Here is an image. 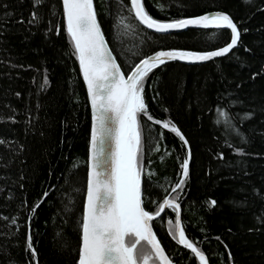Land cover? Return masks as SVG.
Returning <instances> with one entry per match:
<instances>
[{
	"label": "trees",
	"instance_id": "1",
	"mask_svg": "<svg viewBox=\"0 0 264 264\" xmlns=\"http://www.w3.org/2000/svg\"><path fill=\"white\" fill-rule=\"evenodd\" d=\"M5 2L25 18L32 10L30 0ZM93 2L101 30L123 71L143 55L160 50L159 45L202 52L230 42L229 29L189 28L160 36L124 10L128 0ZM142 4L158 20L224 11L240 32L238 45L224 57L198 64L169 62L148 74L142 96L152 121L137 118L145 154L142 194L158 201L178 182L185 150L174 133L155 121L175 123L189 141L191 153L190 179L181 195L187 238L205 252L209 264H230L229 252L231 264H264V0H142ZM37 11L45 21L59 25L58 35L50 34L45 40L41 35L45 24L41 23L30 36L24 25L9 20V31L0 36V264H31V253L25 252L28 234L36 251L35 264H77L90 102L64 28L62 0H44ZM12 64L17 67L11 68ZM45 74L46 91L38 93ZM225 89L235 96L222 100L221 107L217 97ZM26 98L31 108L27 126ZM233 100L237 106L229 109ZM213 107L226 117L213 112ZM13 109L18 113L15 116ZM248 115L254 118L248 119ZM230 124L238 126L246 144ZM225 143L231 148L224 147ZM237 147L244 148L247 155H236L232 149ZM220 153L223 161L213 158ZM146 178L151 179L150 193L143 192ZM77 188L79 194L72 191ZM46 191L49 194L44 196ZM70 195L81 209L71 216L64 211ZM212 200L215 205H209ZM34 204L39 207L29 221ZM162 215L164 219H156L153 229L172 263L199 264L194 254L169 235L176 215L172 210ZM9 217H17L21 226H10Z\"/></svg>",
	"mask_w": 264,
	"mask_h": 264
},
{
	"label": "snow or ice",
	"instance_id": "2",
	"mask_svg": "<svg viewBox=\"0 0 264 264\" xmlns=\"http://www.w3.org/2000/svg\"><path fill=\"white\" fill-rule=\"evenodd\" d=\"M30 2L32 10L25 18L23 13L10 10V5L5 0H0V36L9 31L6 26L9 20L24 25L25 31L30 36L35 35L31 30L38 28L41 23L45 24V28L41 30L45 40H48L50 34H59V25L53 26L51 20L45 21L37 11L43 6L44 0H30ZM124 10L129 12L139 25L160 36H171L172 30H176L179 34V30L190 26L202 30L229 29L230 42L216 50L202 52L185 50L182 47L165 48L164 45H159L160 50H155L150 55H143L142 58H138V62L128 65L122 71L113 52L106 44L93 0H62L64 28L74 47V56L79 63L83 82L87 86V100L91 105L90 155L87 161L86 195L82 201L80 225L82 237L77 264H171L153 232L156 219L163 220L162 213L167 214L168 210H172L177 217L174 226L168 228L169 235L179 245L190 250L199 264H208L205 252L187 238L179 218L181 195L184 194L185 186L190 179L189 141L175 123L155 121L157 125L162 123L164 129H169L175 134L185 154L182 163L179 164L178 182L171 187L170 193L165 190L161 200L153 201L142 194V160L145 154L142 149L141 134L137 130V118L142 116L152 121L142 96L149 73L154 69H162L173 61L192 63L224 57L238 45L240 32L237 23L224 11L180 19L158 20L146 12L141 0H128ZM243 31L247 32V29ZM148 39L151 40V37ZM10 67L16 68L17 65L12 64ZM47 84L45 74L37 87V92L46 91ZM237 88H239L238 84ZM15 95L19 98L20 93L17 92ZM232 96L235 94L228 92L227 89L223 93H218L217 105L222 107V100ZM236 106L235 100L229 103V109ZM36 107L38 108L39 105ZM212 111L218 112L220 117H226V113L217 107H213ZM30 112L31 108L26 98L24 105L26 126L27 114ZM17 114L13 109V116ZM233 115L239 116L238 113ZM247 118L254 117L248 115ZM32 120L35 121L36 117L32 116ZM240 123L242 124L243 120ZM230 127L240 141L246 144L247 140L244 134L238 131V126L230 124ZM224 147L231 148V145L225 143ZM232 151L236 155H247L242 147L234 148ZM213 158L223 161V153ZM244 174L247 175V172ZM150 186L151 179L146 178L143 192L150 193ZM72 191L77 194L80 192L78 188ZM256 191L253 189V192ZM48 194L46 191L44 196ZM145 200L147 203L144 202ZM208 203L215 205L216 201L212 200ZM150 206H154L155 210L153 211ZM37 207L39 204H34L32 211L28 213L29 221ZM80 210L76 205L75 196L70 195L64 211L71 216ZM8 220L11 221L12 227L21 226L17 223V217L6 218V222ZM28 227L30 229V224ZM228 231L231 232V229ZM248 231L251 232L253 229L250 228ZM27 241L25 252L31 253L33 258L31 264H35L36 251L31 243L30 234L27 235ZM225 249H227L226 245ZM228 258L231 264L230 252ZM25 264L29 262L25 261Z\"/></svg>",
	"mask_w": 264,
	"mask_h": 264
},
{
	"label": "water",
	"instance_id": "3",
	"mask_svg": "<svg viewBox=\"0 0 264 264\" xmlns=\"http://www.w3.org/2000/svg\"><path fill=\"white\" fill-rule=\"evenodd\" d=\"M94 10H95V8H94ZM212 12H215V11H212ZM212 12H208V13H212ZM189 28H196V27H192V26H190ZM189 28H187V29H189ZM184 30H186V29H184ZM173 31H176V30H172V32ZM180 31V30H179ZM239 31V30H238ZM103 33V32H102ZM106 40V39H105ZM239 40H240V35H239V37H238V43H239ZM106 44H107V46L109 47V45H108V43H107V41H106ZM236 46H234V48H235ZM233 48V49H234ZM233 49H231L230 50V52L233 50ZM109 50L110 51H112L111 49H110V47H109ZM216 50V49H215ZM210 51H212V50H210ZM229 52V53H230ZM227 55V54H226ZM113 56H114V54H113ZM114 58H115V56H114ZM219 58V57H218ZM213 59H215V58H212L211 60H213ZM210 61V60H209ZM203 62H207V61H203ZM203 62H201V63H203ZM183 63H187V64H190V63H188V62H183ZM197 63H200V62H192V64H197ZM90 111H91V105H90ZM90 148V147H89ZM89 155H90V153H89ZM163 214V213H162ZM179 218H180V220H181V213H180V216H179ZM181 227H182V225H181ZM153 232H154V230H153ZM155 234V233H154ZM156 235V234H155ZM156 238H157V236H156ZM157 240H158V242H159V239L157 238ZM160 243V242H159ZM160 245H161V247H162V249L164 250V252H165V255L168 257V255H167V253H166V251H165V249L163 248V246H162V244L160 243ZM169 258V257H168ZM169 260H170V258H169ZM206 260L208 261V259H207V257H206ZM170 262H171V264H173L172 263V261L170 260ZM208 264H209V261H208Z\"/></svg>",
	"mask_w": 264,
	"mask_h": 264
},
{
	"label": "bare ground",
	"instance_id": "4",
	"mask_svg": "<svg viewBox=\"0 0 264 264\" xmlns=\"http://www.w3.org/2000/svg\"><path fill=\"white\" fill-rule=\"evenodd\" d=\"M141 2H142V0H141ZM93 4H94V2H93ZM143 5V4H142ZM94 8H95V6H94ZM212 12V11H211ZM202 15V14H201ZM196 29H199V28H196ZM210 29H214V28H210ZM106 39V38H105ZM107 41V40H106ZM109 45V44H108ZM110 47V46H109ZM111 49V48H110ZM152 54V53H151ZM115 56V55H114ZM116 58V57H115ZM116 61H117V59H116ZM173 62H175V61H173ZM176 62H179V61H176ZM117 63H118V61H117ZM181 63H183V62H181ZM201 63V62H200ZM119 64V63H118ZM190 64H192V63H190ZM198 64V63H197ZM121 70H122V68H121ZM123 71V70H122ZM160 126H162V123L160 124ZM163 127V126H162ZM90 139H91V130H90ZM89 147H90V141H89ZM88 157H89V153H88ZM180 213H181V208H180ZM177 218V217H176ZM181 225H182V218H181ZM182 228H183V225H182ZM154 230V229H153ZM154 233H155V231H154ZM160 242V241H159ZM161 243V242H160ZM190 251V250H189ZM206 256V255H205ZM208 259V258H207ZM209 261V260H208Z\"/></svg>",
	"mask_w": 264,
	"mask_h": 264
},
{
	"label": "rangeland",
	"instance_id": "5",
	"mask_svg": "<svg viewBox=\"0 0 264 264\" xmlns=\"http://www.w3.org/2000/svg\"><path fill=\"white\" fill-rule=\"evenodd\" d=\"M185 64H187V63H185Z\"/></svg>",
	"mask_w": 264,
	"mask_h": 264
}]
</instances>
